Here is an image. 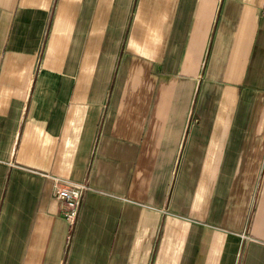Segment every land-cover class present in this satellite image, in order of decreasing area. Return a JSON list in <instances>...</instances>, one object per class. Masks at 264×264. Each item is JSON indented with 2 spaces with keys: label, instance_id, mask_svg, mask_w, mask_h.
Instances as JSON below:
<instances>
[{
  "label": "crops",
  "instance_id": "0c3cea01",
  "mask_svg": "<svg viewBox=\"0 0 264 264\" xmlns=\"http://www.w3.org/2000/svg\"><path fill=\"white\" fill-rule=\"evenodd\" d=\"M0 264H264V0H0Z\"/></svg>",
  "mask_w": 264,
  "mask_h": 264
},
{
  "label": "built area",
  "instance_id": "2783aa9c",
  "mask_svg": "<svg viewBox=\"0 0 264 264\" xmlns=\"http://www.w3.org/2000/svg\"><path fill=\"white\" fill-rule=\"evenodd\" d=\"M47 177L52 180L54 195L60 202V213L73 234L81 217L85 196L92 189L87 183H74L57 176Z\"/></svg>",
  "mask_w": 264,
  "mask_h": 264
}]
</instances>
